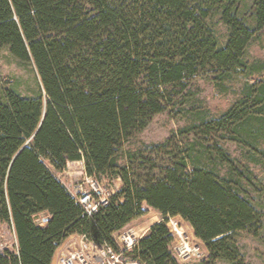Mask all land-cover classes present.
Masks as SVG:
<instances>
[{"label": "trees", "instance_id": "1", "mask_svg": "<svg viewBox=\"0 0 264 264\" xmlns=\"http://www.w3.org/2000/svg\"><path fill=\"white\" fill-rule=\"evenodd\" d=\"M262 33L264 0H0V51L38 79L31 96L0 84V223L17 239L0 264H52L74 234L114 245L149 210L190 224L209 264H246L240 234L264 232V185L250 167L264 165V60L248 59ZM199 78L220 93L244 82L213 114ZM163 113L187 125L126 149ZM70 162L121 181L96 213L55 174ZM172 242L155 223L128 256L181 264Z\"/></svg>", "mask_w": 264, "mask_h": 264}, {"label": "rangeland", "instance_id": "2", "mask_svg": "<svg viewBox=\"0 0 264 264\" xmlns=\"http://www.w3.org/2000/svg\"><path fill=\"white\" fill-rule=\"evenodd\" d=\"M220 30L222 33L225 31L223 27H220ZM248 59L252 62L264 60V33H262L249 47ZM37 81V74L32 67L21 65L14 60L6 50L0 51V84L13 85L22 94L31 96L37 91ZM242 82L244 81L238 80L233 84V89L230 87L227 93H220L217 87L210 81L199 78L196 81L197 88L195 87V89L203 105L213 114H220L231 106L234 99L233 93L242 88ZM186 125V119L176 118L170 113L160 114L153 119L145 131L138 134L133 139L126 149L145 150L152 145L161 144L171 137L173 133ZM228 149L236 157L241 155L235 145H228ZM250 167L255 170L257 177L264 185V165L255 166V164H252ZM51 169L54 171L53 167H51ZM55 174L67 188L86 183L83 162H70L67 164L64 171L55 172ZM97 180L103 187L110 191H114V193H116L122 185L121 181L117 179L109 181L108 179L99 180L97 178ZM161 219L162 216L160 213L149 210L146 215L131 223L130 227L141 230L148 229L149 231V226L162 222ZM184 229L189 235L193 236V242L200 246L201 256L200 258L194 257L185 262H179L181 264H209L208 251L205 244L195 237L193 228L190 224L184 222ZM16 241L17 239L13 227L8 224L0 223V249L7 246L12 247L16 244ZM238 244L242 254L245 256L246 264H264V232L259 238L248 233H241L238 238ZM215 264L230 263L218 261Z\"/></svg>", "mask_w": 264, "mask_h": 264}, {"label": "built area", "instance_id": "3", "mask_svg": "<svg viewBox=\"0 0 264 264\" xmlns=\"http://www.w3.org/2000/svg\"><path fill=\"white\" fill-rule=\"evenodd\" d=\"M85 176L86 183L70 186L68 190L89 213H96L100 206L108 204L114 191L103 187L97 178ZM161 220L165 221L173 237V250L179 261L200 258V246L193 242V236L184 229L181 217H169L167 220L162 217ZM147 232L148 229L129 226L113 236L114 245L96 243L84 234H74L57 246L54 258L56 264H141L128 254Z\"/></svg>", "mask_w": 264, "mask_h": 264}, {"label": "crops", "instance_id": "4", "mask_svg": "<svg viewBox=\"0 0 264 264\" xmlns=\"http://www.w3.org/2000/svg\"><path fill=\"white\" fill-rule=\"evenodd\" d=\"M151 226H152V225H151ZM151 226H149V228H150ZM52 264H56L55 258H54Z\"/></svg>", "mask_w": 264, "mask_h": 264}]
</instances>
